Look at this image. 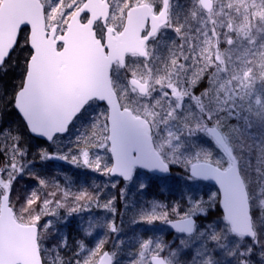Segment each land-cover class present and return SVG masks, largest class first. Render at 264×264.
Segmentation results:
<instances>
[{
    "label": "snow or ice",
    "instance_id": "6c2138e0",
    "mask_svg": "<svg viewBox=\"0 0 264 264\" xmlns=\"http://www.w3.org/2000/svg\"><path fill=\"white\" fill-rule=\"evenodd\" d=\"M0 264H264V0H0Z\"/></svg>",
    "mask_w": 264,
    "mask_h": 264
},
{
    "label": "rangeland",
    "instance_id": "374dc122",
    "mask_svg": "<svg viewBox=\"0 0 264 264\" xmlns=\"http://www.w3.org/2000/svg\"><path fill=\"white\" fill-rule=\"evenodd\" d=\"M208 189L215 190V187L210 184V185H208ZM208 189H205V191L208 190Z\"/></svg>",
    "mask_w": 264,
    "mask_h": 264
},
{
    "label": "trees",
    "instance_id": "16d2710c",
    "mask_svg": "<svg viewBox=\"0 0 264 264\" xmlns=\"http://www.w3.org/2000/svg\"><path fill=\"white\" fill-rule=\"evenodd\" d=\"M60 163H62V162H57V165H59ZM60 175L62 176L63 175V173H60ZM77 178L78 179H80L81 177H80V175H79V173L77 174Z\"/></svg>",
    "mask_w": 264,
    "mask_h": 264
}]
</instances>
